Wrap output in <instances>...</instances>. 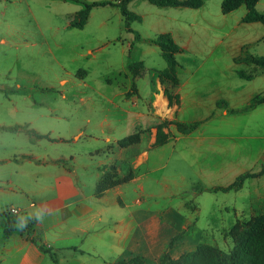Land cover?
I'll use <instances>...</instances> for the list:
<instances>
[{
    "label": "rangeland",
    "instance_id": "1",
    "mask_svg": "<svg viewBox=\"0 0 264 264\" xmlns=\"http://www.w3.org/2000/svg\"><path fill=\"white\" fill-rule=\"evenodd\" d=\"M220 3L203 0L202 6L189 8L131 0L129 10L141 19L131 21L129 31L114 4L93 7L83 28L77 29L68 22L82 7L78 1L0 0V126L27 124L47 135H32L36 140L30 141L24 131L0 130V264L18 263L20 255L10 238L25 233L21 222L30 219L24 213L25 219H21L8 209L31 201L36 209L40 200L54 195L51 191H45V197L28 193L35 189L28 175L45 169L35 166L36 159L73 156L76 162H67L78 166L81 194L91 196L98 165L109 164L115 157L117 161L106 165V170L114 166L116 174L117 167L124 174L134 172L131 165L137 151H147V161L136 170L137 179L121 184L119 198L129 205L140 198L141 208H175L181 216L194 218V224L175 232L167 222L148 221L137 232L142 239L137 238L129 250V255L139 259L138 264H161L165 251L177 258L198 243L229 251L233 228H243L247 222H226L234 221L241 207L264 212V178L246 179L240 190H199L206 185L230 184L244 167L255 172L260 166L254 158L264 146L263 108L229 113L223 121L212 108L219 96L240 106L255 94H264V67L248 60L249 55L264 56V23L241 22L244 5L223 14ZM256 9L264 12V0L257 2ZM161 32H170L182 48L176 54L180 102L171 106L157 74L165 61L150 42ZM160 96L165 99L164 109L158 105ZM218 102V107L225 106L224 100ZM164 119L196 123V127L200 123L198 131L220 138L204 144L180 138L148 149L151 128ZM167 129L172 137L175 125L169 124ZM138 130L143 131L138 143L115 150L116 140ZM123 157L124 165L118 162ZM207 170L213 174L209 176ZM205 171L203 179L200 173ZM256 188L258 193L253 192ZM103 205L111 210L121 208L118 201L105 200ZM134 208L131 205L123 212ZM75 222L74 216L64 220L60 210L45 213V243L52 246L50 251L92 233H75L70 228ZM110 225L108 221L94 226L102 230ZM36 237L42 243L39 231ZM99 249V254L85 252L77 259L66 252L64 264H103L109 259L104 248ZM30 256L35 264H53L49 251Z\"/></svg>",
    "mask_w": 264,
    "mask_h": 264
},
{
    "label": "crops",
    "instance_id": "2",
    "mask_svg": "<svg viewBox=\"0 0 264 264\" xmlns=\"http://www.w3.org/2000/svg\"><path fill=\"white\" fill-rule=\"evenodd\" d=\"M249 99L246 100L240 106H236L234 104H231L228 98L219 96L215 100L212 108L214 107L213 110L215 111L217 110V115H221L220 119H222V121L228 116L229 113L247 112L250 110H255V109H260V108L264 109V102H262V103L255 105L254 107L250 109L245 110L244 106L248 103ZM220 100H224L225 102L224 107L217 106V102ZM173 105H176V104H173ZM199 124L196 128H194L189 133H181V132L175 131V134H173L172 136L173 141L170 135V140L166 144L172 143L174 142V140L176 141L180 138H193L195 143L201 141V144H204L206 142L212 143V142H216L217 140H219L220 137L216 135H210V134L204 135L200 131H198L200 129ZM151 129H152L151 133L149 134L150 139H149L148 149L151 148L150 145L154 141V136H155V128L152 127ZM165 131L169 132L168 129H166ZM24 136L25 138H29L30 141L36 140L35 137H33L32 135H28V134L26 135L25 133ZM186 136H190V137H186ZM135 144H131L129 146H133ZM233 145L234 143L229 148H231ZM127 147L122 148L118 146L116 142L114 145V148H116L115 150H121V149L127 150ZM225 149L226 148L224 146V150ZM137 152H138L137 156L135 157V159H133V164L131 165L132 169L134 170L133 172L134 177L130 181H134L137 179V177H135L136 170L147 161V151L145 149L142 151H137ZM69 158L70 159H67L64 156H61L60 158H51L49 161H45V159H42L41 161L36 159L35 166H39L40 168H45V169L36 170L28 175V177L32 179L35 184V189L28 193H30L31 196L39 193L43 197H45V191H49V192L51 191V192H54V195L46 199L44 198L43 200H40V202L38 203L40 206L37 207L36 209H35L36 206L34 202L32 201L29 204H26V206L22 205L19 208L22 214L24 213L25 216H29V218L34 219V223L32 224L33 225L32 235L36 236V233L39 231L40 237L42 239L41 240L42 245H44L47 249H51L52 246L45 243V213H50L54 210H60V213L62 214V218L64 220L69 219L72 216L75 217L76 222L70 227L75 233L86 235L90 231H92V233H90L88 237L84 238V239L87 238L89 240L85 242V246H82L81 244V242L84 241V239L77 237L73 240V242H64L63 246L56 245L57 246L56 251L51 250L52 251L51 252L50 250H48L50 255L53 258V264H64V262L67 261L66 252L69 253V251L64 250L63 248L69 249L72 252V253H69L71 257H75V259H77V257L82 256L85 252H88V253L92 252L94 254L101 253V250L99 249V247L104 248L103 251H104V255L106 256L105 258L109 259L107 261H103V264H113L115 259L121 256L124 251L126 250L129 251L133 249V244L135 243L137 238H138V241L142 239L138 237L137 232L145 229L147 225L146 223L148 221L156 220L158 224L159 223L162 224V221L167 222L170 226L175 228V232H179L181 228L183 227V225L193 223L194 218L187 217V216L185 217L181 216V214L175 208H171L167 206H163V207L155 208V209H151V208L148 209L147 207L141 208L140 198L135 199L133 204H130V205L127 203H124V201L121 198H119L121 184L107 189L103 193V195L100 197H95L93 194L94 193L93 191L91 196H94L95 197L94 199H91L90 195L89 196L86 194L82 195L81 187L78 185V182L80 183L79 173L77 171L78 166L72 163L71 165H69L67 160L76 162L73 156H70ZM59 160H62V161L59 162ZM121 160H124V157L122 159H118V162L120 161L121 164H123ZM115 161H117V159H115L114 157L113 161L110 162L109 164H102L101 166L98 165L96 167V169L94 170L95 171V185H96V182L102 177L103 173L106 171V165L107 166L113 165ZM254 161L255 163L258 164V166H260V168H256V170H254L255 172H253L251 171V169H247L244 167L241 169L240 172H238L234 176V178L236 179L237 176L245 172L257 173L259 172L258 171L259 169L261 170L262 166L264 165V146L259 147L258 154L254 158ZM128 167H130V161H128L127 169ZM206 167H209V166H205L204 168ZM117 171H118L117 176L120 177L124 175L123 169L120 170V168L117 167ZM147 171H149V169H147ZM205 173L206 171L202 174L200 173L203 179L205 178ZM207 174L211 176L213 172L210 170H207ZM21 175H24V173H21ZM258 177L264 178V172L258 176L248 177L246 179L252 180L253 178H258ZM8 182H10V180H8ZM220 186H225V185H220ZM220 186L206 185V186H201L199 190H202V188L203 190L204 189L210 190L213 187H220ZM11 187H14L16 190H22V188L19 185L12 184ZM253 192L258 193L259 189L256 188L254 189ZM248 194H251V191H248ZM105 200L111 202L112 204H115L118 201V203H120L121 205L120 210H118L117 208H114L113 210H111L110 207L104 206L103 201ZM131 205L135 208L131 210H127L126 213H124L123 209L128 208ZM183 205L185 204L184 203L180 204V206H183ZM241 208H239L240 212L233 219L234 221L228 220L226 223H234L236 222V220H239V221L245 220L247 222L251 217L257 214L264 213L263 211L262 212L259 211V213L254 212V209L251 206H249L247 210H245L246 207H241ZM234 209H237V208H234ZM37 216H40L41 218L37 220L36 219ZM21 219H25V218L21 216ZM108 221L111 222V225L102 230H98V228L94 226L98 223L105 224ZM176 224L178 226H176ZM167 229L170 230V228H167ZM200 231H196V232L194 231V232L197 234V232H200ZM10 239L11 241H13L16 247V252H18L20 255L17 264H35V262H31L30 254L33 255V258H34V257L42 255L43 253L46 254L48 252V251L46 252L40 251L36 244L31 242L28 238L21 235L20 233H14ZM207 244H210V243H207ZM232 246H233V243L231 247ZM62 251H64L66 255H61ZM75 259H73V261H75ZM81 262L82 263L80 264H87L86 262H83V261Z\"/></svg>",
    "mask_w": 264,
    "mask_h": 264
},
{
    "label": "trees",
    "instance_id": "3",
    "mask_svg": "<svg viewBox=\"0 0 264 264\" xmlns=\"http://www.w3.org/2000/svg\"><path fill=\"white\" fill-rule=\"evenodd\" d=\"M82 4V7L76 10L72 18L68 22V26L72 28L81 29L85 25L90 10L95 6H102L106 4H114L118 7L119 12L124 20V25L127 30L130 22L133 20H140L141 16L129 10L128 3L131 0H116L115 2L107 0H75ZM157 6H183L189 8H198L203 5V0H147ZM259 0H221L220 9L223 14L229 13L239 6L244 5L245 13L240 18L241 22H261L264 23V12H259L256 9V4ZM135 37H139L138 33ZM152 44H155L159 50L162 58L165 61V67L157 71L158 77L164 86V95L167 99V105L179 104L180 96L177 91L179 86V78L177 74L178 62L176 54L182 50L174 40L170 32H161L150 39ZM248 60L259 67H264V56L249 55ZM131 66V65H130ZM79 72V71H78ZM264 102V94H255L250 102L244 107L245 110L254 107L255 105ZM219 102H217L218 104ZM169 124H174L176 131L181 133H189L195 127L196 123H184L181 121L162 120L154 125L155 136L151 143V148L161 146L168 142L170 138L169 132L165 131ZM0 130L4 131H24L27 134L34 135L38 138H45L47 135L39 134L34 129L29 128L27 124L24 125H8L0 126ZM142 130L135 131L116 141L117 145L124 148L131 144L138 143L141 138ZM62 160H59L61 162ZM264 172V165L257 173L245 172L236 177V179L226 186L213 187L210 190L227 191L229 189L241 188L243 181L248 177H255ZM134 177L131 170L122 176H117L115 167L111 166L106 170L102 177L96 182L94 189V196L100 197L103 193L116 185L129 182ZM203 190V188H202ZM34 219L26 220V231L20 234L28 238L31 242L37 245L38 249L46 252L47 249L40 243L36 236L32 235L31 225ZM234 242L229 251H224L219 247L207 243H198L193 249L184 252L177 258H172L167 251H165L161 258V264H264V213L257 214L251 217L243 228L236 225L233 228ZM126 250L119 256L113 264H138L139 259L133 255H129ZM128 255L130 257H128ZM126 257H128L126 259Z\"/></svg>",
    "mask_w": 264,
    "mask_h": 264
},
{
    "label": "built area",
    "instance_id": "4",
    "mask_svg": "<svg viewBox=\"0 0 264 264\" xmlns=\"http://www.w3.org/2000/svg\"><path fill=\"white\" fill-rule=\"evenodd\" d=\"M8 212L10 213V214H13V215H18V216H21V210L19 209V208H17V207H10L9 209H8Z\"/></svg>",
    "mask_w": 264,
    "mask_h": 264
},
{
    "label": "bare ground",
    "instance_id": "5",
    "mask_svg": "<svg viewBox=\"0 0 264 264\" xmlns=\"http://www.w3.org/2000/svg\"><path fill=\"white\" fill-rule=\"evenodd\" d=\"M158 105L160 107V109H164L165 106V99L163 97H158Z\"/></svg>",
    "mask_w": 264,
    "mask_h": 264
},
{
    "label": "clouds",
    "instance_id": "6",
    "mask_svg": "<svg viewBox=\"0 0 264 264\" xmlns=\"http://www.w3.org/2000/svg\"><path fill=\"white\" fill-rule=\"evenodd\" d=\"M41 217L37 216L36 219L39 220ZM21 227H26V222H21Z\"/></svg>",
    "mask_w": 264,
    "mask_h": 264
}]
</instances>
